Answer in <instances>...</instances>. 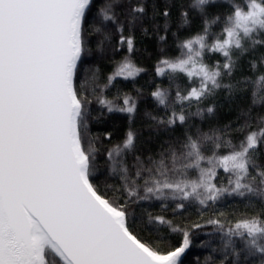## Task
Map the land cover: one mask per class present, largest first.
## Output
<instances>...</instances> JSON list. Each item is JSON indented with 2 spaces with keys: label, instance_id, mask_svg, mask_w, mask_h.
<instances>
[{
  "label": "snow or ice",
  "instance_id": "1",
  "mask_svg": "<svg viewBox=\"0 0 264 264\" xmlns=\"http://www.w3.org/2000/svg\"><path fill=\"white\" fill-rule=\"evenodd\" d=\"M137 34L159 42L157 76L184 74L187 82L171 100L167 90L151 92L157 114H142L143 143L155 140L158 152L137 149L142 132L130 128L102 153L98 145L113 135L92 131L107 119L102 109L131 122L141 115L142 93L103 98V89L88 87L95 73L89 76L85 61L93 44L101 52L111 45L135 53ZM173 47L178 56L169 55ZM141 71L126 57L105 88ZM252 83L261 90L237 117L238 143L224 139L231 125L193 132V116L217 114L220 92L233 104ZM262 150L264 0H0V264H49V253L55 264H182L191 232L152 213L138 232L140 202L171 199L176 213L193 201L210 207L225 195L258 208L230 226L209 219L222 233L220 264H264ZM206 159L209 167H201ZM217 168L228 174L226 185L217 186ZM117 176V184L107 183ZM157 224L179 233L180 243L162 251L145 239L143 231Z\"/></svg>",
  "mask_w": 264,
  "mask_h": 264
},
{
  "label": "trees",
  "instance_id": "2",
  "mask_svg": "<svg viewBox=\"0 0 264 264\" xmlns=\"http://www.w3.org/2000/svg\"><path fill=\"white\" fill-rule=\"evenodd\" d=\"M173 31H175V29H173ZM173 39L174 37L169 38V45H172ZM92 48L94 50L88 55L85 61V68L89 70V76L91 77V73H95V79L92 80L90 78V83L88 85L89 88L96 86L98 93H100V89H103V92L100 94L103 98L108 100H113L117 95H134L136 90H139L142 93V96L138 100V107L141 115L137 116L131 122L127 119V114L107 113L106 109H102V111L106 113L107 119L104 124L93 125L92 131L93 133H99L107 129L112 131L113 135L110 143L105 140L102 145H98L101 152L103 153L105 148L111 149L115 145L121 143L125 133L130 128L133 131L142 132L140 141L136 146L137 149L150 148L152 152H158L159 144L155 140L151 144L143 143L147 133L146 130H142V125L147 118H141L142 114L144 112H151L153 115L157 114V111L154 110L156 102L154 98L151 97V92L155 91L157 88L167 90L169 99H174L175 92L178 89L183 94L187 78L184 74H179V77L175 79H170L167 73L164 76H157L155 74L159 59L162 58L160 57L161 48L159 42L155 38H144L141 40L139 34H137V50L131 55L128 54L126 47H121L118 52L113 51L111 45L104 52L95 50L94 44L92 45ZM179 54L180 52L178 48L173 47L169 51L170 56H178ZM216 55L218 56L219 54ZM126 57H128L131 63L137 68L144 69V71H141L140 74L134 78L124 79L123 77H117L112 82V85L105 88L107 77L112 76L118 70L120 64L124 62ZM260 90L261 86L259 84L252 83L250 85V90L246 94V98L239 97L233 104H230L227 100L223 99L226 93L220 92V108L217 114L214 117L208 116L207 119L193 116L189 122V126L194 122L196 127L193 129V132H208L210 127L218 128L225 125H231L232 131L226 134L224 139L232 140L234 144L238 143L241 129L238 128L237 125L242 124L243 122L238 121L237 117L240 115L241 109L251 103L253 98L252 92H259ZM93 99H95V97H93ZM117 103H119V101H117ZM96 107L100 108L98 104ZM159 107L161 109L163 108V106ZM176 107H179L178 103L176 104ZM200 107H204V105L201 104ZM196 109L197 105L193 103L191 111L194 113ZM181 131V129H177V134ZM163 140H167V136L162 137V141ZM226 153L227 149H223L218 152L217 155ZM136 154L139 155V152L137 151ZM203 154L207 158L211 157L213 152L204 150ZM116 159L119 160L120 158L117 157ZM125 159L128 160L129 163H132V153L129 152ZM261 159H264V156H262ZM201 167H209L207 159L201 162ZM216 171L218 180L220 181L217 186L226 185L227 181L225 177L228 174L224 173L222 168H217ZM189 178L195 179L196 176L190 175ZM118 179V176L109 177L107 183L117 184ZM100 183L102 185L104 184L103 177L101 178ZM174 203L175 201H172L171 199L164 201L155 199L141 201L140 207L137 210V215L139 216L140 213H144V215L137 224V231L139 232L142 228H145V225L148 222L147 213H152L154 216L162 215L166 220L173 221L176 226L189 230L192 235V243L181 257L182 264H220V258L222 255L220 248L223 245V239L221 238L222 233L217 230L216 225L208 223L209 219H221L222 222H225L226 225L230 226L249 211L250 208H258L255 203L249 204V202L243 198L227 195L221 197V199L215 204L209 202L211 205L210 207L201 206L198 202L193 201L184 210L176 213L172 211L171 207ZM165 205L168 206L167 210H165ZM221 214L223 215L221 216ZM194 224H200L202 227L193 228L192 225ZM142 235L145 239L153 240L162 251L173 249L181 240L180 234L171 232L166 225L157 224L156 230H145ZM157 236H166L167 238L163 241H158L155 239ZM233 239H237V247H239L238 238L233 237ZM48 259L51 264H55L56 257L54 254L49 253Z\"/></svg>",
  "mask_w": 264,
  "mask_h": 264
},
{
  "label": "rangeland",
  "instance_id": "3",
  "mask_svg": "<svg viewBox=\"0 0 264 264\" xmlns=\"http://www.w3.org/2000/svg\"><path fill=\"white\" fill-rule=\"evenodd\" d=\"M49 264H51L50 261H49Z\"/></svg>",
  "mask_w": 264,
  "mask_h": 264
}]
</instances>
